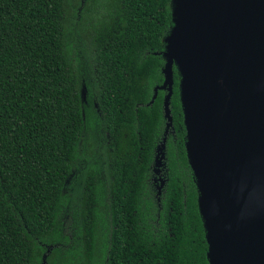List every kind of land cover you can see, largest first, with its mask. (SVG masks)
Listing matches in <instances>:
<instances>
[{
	"label": "trees",
	"instance_id": "obj_1",
	"mask_svg": "<svg viewBox=\"0 0 264 264\" xmlns=\"http://www.w3.org/2000/svg\"><path fill=\"white\" fill-rule=\"evenodd\" d=\"M172 25L171 0H0V264H209L176 67L151 182Z\"/></svg>",
	"mask_w": 264,
	"mask_h": 264
},
{
	"label": "water",
	"instance_id": "obj_2",
	"mask_svg": "<svg viewBox=\"0 0 264 264\" xmlns=\"http://www.w3.org/2000/svg\"><path fill=\"white\" fill-rule=\"evenodd\" d=\"M171 13L150 103L166 91L169 128L176 67L208 262L264 264V0H171Z\"/></svg>",
	"mask_w": 264,
	"mask_h": 264
},
{
	"label": "flooded vegetation",
	"instance_id": "obj_3",
	"mask_svg": "<svg viewBox=\"0 0 264 264\" xmlns=\"http://www.w3.org/2000/svg\"><path fill=\"white\" fill-rule=\"evenodd\" d=\"M163 92H164L163 95L166 94L164 90ZM166 123L167 121H165V124ZM170 129H171L170 127L167 128L166 125H164L161 140L158 144H156L155 149H154L153 163L151 165V170H152L151 182L157 191V195H159L162 192V189L165 186V182L167 180V178H165L164 173H163V170L165 169V157H163L164 160L162 159V162L159 164V166L157 164V158L159 157V154L161 153L160 152L161 149L165 156L167 137L173 133V131H171ZM162 144H164L163 148H162ZM160 176L162 178H160Z\"/></svg>",
	"mask_w": 264,
	"mask_h": 264
},
{
	"label": "rangeland",
	"instance_id": "obj_4",
	"mask_svg": "<svg viewBox=\"0 0 264 264\" xmlns=\"http://www.w3.org/2000/svg\"><path fill=\"white\" fill-rule=\"evenodd\" d=\"M74 51H73V55H74V58L78 61V62H80V64H82V63H85V59H86V57H87V49H86V46H85V44H84V42H83V40H80L78 43H77V45H75L74 46V49H73ZM85 90H86V86L84 85V84H82V87H81V91H83L82 92V95H83V98L85 99ZM92 142H94V149H95V151L97 150V143L95 142V140H92ZM82 154H84L86 151H85V149H82ZM97 160H99L97 157L95 158V161H93V163L94 164H96V162H97ZM86 163V161L84 160L83 161V164H85ZM77 177L78 176H76L75 177V179H77ZM160 178H162L161 176H160ZM97 231V230H96ZM99 231H100V227H99ZM95 235H96V233H95ZM94 235V236H95ZM99 240H100V235H99ZM95 241V239H93L92 238V240H91V242H94ZM100 246L102 247V244H101V241H100ZM98 247V246H97ZM81 251V253H83L84 252V250H80ZM51 252V249L49 250V252H47L46 253V256H47V254L48 253H50ZM45 264H46V259H45Z\"/></svg>",
	"mask_w": 264,
	"mask_h": 264
}]
</instances>
